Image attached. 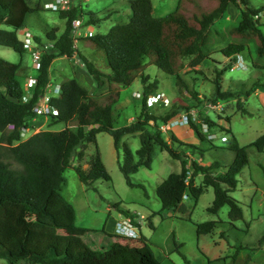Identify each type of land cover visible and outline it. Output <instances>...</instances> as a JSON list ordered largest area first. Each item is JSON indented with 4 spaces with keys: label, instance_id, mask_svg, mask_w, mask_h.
<instances>
[{
    "label": "trees",
    "instance_id": "trees-1",
    "mask_svg": "<svg viewBox=\"0 0 264 264\" xmlns=\"http://www.w3.org/2000/svg\"><path fill=\"white\" fill-rule=\"evenodd\" d=\"M239 1L245 7L240 11L238 24L218 30L213 27L215 21L223 15L228 4L236 5L238 0H218L211 9L202 5L200 15H189L178 7L162 17L153 15L152 0H129L131 14L127 22L114 24L105 33L81 37L95 60L102 58L108 72L100 70L93 59L74 49L72 25L73 20L82 18L83 24L95 26L105 19L106 14L97 17L96 12L75 1L69 10L58 12L65 20L63 31L58 33V28L46 31L50 48H44L40 37L30 33L32 44L41 46L42 51L38 65H32L36 70L31 77L35 83L29 86L27 96L25 82L29 79V67L0 57V260L5 264H162L141 233L137 238H130L108 232L104 227L91 228L85 230L82 237L60 239L58 249L54 246L56 228L75 227L74 207L61 193L65 169L74 166L77 177L88 187L98 179L111 181L97 147L96 134L99 132L112 136L116 150L120 149L122 137H139L140 146L135 153L127 144H122V155L118 159L119 169L130 187L142 186L134 183L131 176L140 167L151 168L154 146L180 162V171L170 173L155 189L161 215L166 211L186 210L184 196L189 195L196 201L208 187H212L214 198L207 207L208 212L218 214L223 206H227L229 220L243 219L240 202L229 193L237 186L238 173L248 164V150L264 151V133L245 146H240L232 135L227 148L234 152V158L225 171L215 174L220 168L219 162L203 165L190 159L176 147L200 149L183 142L172 129L168 130L169 140L165 139L161 128L182 114L190 117L192 109L204 101L197 92L190 90L197 101L195 105L176 102L164 105V98L159 97L165 107L156 111L149 103L156 95L160 81L156 77L151 80L145 73L149 65H155L187 87L179 74L185 61L194 67L211 54L219 53L226 62L219 70L215 67V91L208 102L216 104L219 100L236 98L243 112L240 94L246 96L251 91L243 89L244 84L240 86L243 91H222L221 79L236 64L238 55L252 44L251 65L262 72L261 79L254 80L252 85L256 89L264 88V23L260 19L264 7L251 8L245 0ZM38 9L31 7L27 0H0V26L9 27L0 28V45L11 48L22 57L26 53L24 42L17 33L24 29L26 16ZM224 42L226 44L217 51L214 49ZM75 53L95 88L100 90L107 85V92L90 93L72 76L63 77L57 84L50 83L52 62L63 56L71 58ZM136 78L142 86L140 113L135 120L118 127L113 105L119 99L120 88L130 86ZM48 86L58 87L50 102L57 114L38 115L34 107ZM37 117L47 118L48 127L57 124L63 127L57 130L46 128L23 139L22 133ZM202 123L207 125L208 132L202 130ZM213 124L208 117L188 123L201 141H207V134L217 132L216 128L220 132H230L229 128ZM91 145L95 153L88 159L87 149ZM199 175L203 179L197 184L195 179ZM119 203L114 204L118 211L140 227L135 213L120 209ZM221 221L195 223L196 234L212 233Z\"/></svg>",
    "mask_w": 264,
    "mask_h": 264
},
{
    "label": "rangeland",
    "instance_id": "rangeland-1",
    "mask_svg": "<svg viewBox=\"0 0 264 264\" xmlns=\"http://www.w3.org/2000/svg\"><path fill=\"white\" fill-rule=\"evenodd\" d=\"M75 1L88 10H95L93 12H96L97 17L106 14L105 19H101L99 24L90 25L93 33H105L112 25L127 22L131 14L129 0ZM27 2L31 7H39V9L26 16L25 27L18 31V38L25 41V33H31L34 37H40L42 44H45L44 48H50L51 44L45 38L46 31L58 28V33L62 32L65 28V20L59 17L58 12L46 10L43 7L44 0H27ZM245 2L251 8L264 7V0H245ZM217 3L218 0H152L153 15L162 17L178 7L189 15H200L203 11L202 5L211 9ZM244 7L245 5L239 0L236 5L228 4L213 27L224 30L229 26L237 25L240 11ZM260 19L264 23V9L260 13ZM0 28L9 27L0 26ZM88 28L89 26L83 24L80 27L81 33L73 34L74 49L83 53L85 57L93 59L100 70L108 72L102 58L95 60L92 51L81 41ZM262 30L264 31V27ZM226 42L217 44L214 49L217 51ZM32 50L38 51L40 55L42 47L33 44ZM25 52L20 57L11 48L0 45V57L9 62H21L28 66L30 70L28 77L31 78L36 72L32 67L33 55L30 51ZM252 57L253 46L249 44L238 55L236 64L224 73L221 79L222 91H243V89L251 91L246 96L245 93L240 94L243 112L236 98L219 100L216 104L208 102L215 91L213 82L216 75L215 67L219 70L226 62L219 53L211 54L209 58L194 67L189 66L188 60L185 61V66L179 74L187 87L177 83L174 76L165 74L155 65H149L145 69L151 80L156 77L160 81L156 95L150 98L149 104L154 110L161 111L165 107L160 103L159 95L167 97L165 101L167 105L171 102L195 105L197 101L190 91L193 90L204 101L202 105L192 109L194 120L208 117L213 121L214 126L229 128L230 132L227 133L220 132L219 128H216L217 132H213L214 137L206 138L207 141H201L189 125L177 124L171 128L183 142L196 145L200 149L198 151L186 146L176 147L184 151L190 159L200 161L203 165H209L212 161L220 163V168L215 170V174L225 171L234 158V152L227 148L232 135L240 146H245L264 133V88L256 89L252 85L254 80L260 78L262 72L252 67ZM211 58L220 63H213ZM83 67L76 53L71 58L59 57L50 66V83L55 84L65 76H72L90 93L107 92V85L100 90L95 88ZM28 83L27 79L26 96L30 93ZM241 84L245 85L243 89L240 88ZM141 87L139 79L136 78L130 86L120 88L119 99L113 105L118 121L116 126L130 123L140 113ZM30 124L29 130L27 128L22 133L23 139L46 128L57 130L63 127L61 124L48 127V119L45 117H37ZM162 130L165 139L169 140L168 128L162 127ZM96 142L111 181L98 179L88 187L79 180L74 166L65 169L61 193L74 207L76 220L74 228H56L54 243L56 249L61 245L60 239L82 237L87 229H98L104 225L108 231H112L115 226L114 220L124 219L114 206L119 201L120 209L137 212L143 216L139 223L141 225L139 232L146 238L150 250L162 264H264V240L261 241L264 235V151L258 152L254 148L248 150V164L238 173L237 186L229 193L240 202L243 219L231 221L227 217V206H223L218 214L208 212L207 207L214 198L212 187H208L196 201L190 200L189 195L183 197V202L187 203L186 210L166 211L161 215L159 213L161 204L156 197L155 189L170 173L180 171V162L173 159L167 151L154 146L151 168L140 167L131 176L134 183L142 186L130 187L119 169L118 159L122 155V144H127L135 153L140 146L139 137L137 135L122 137L119 150L115 149L112 136L107 132L97 133ZM94 153L95 148L91 145L87 149V158L89 159ZM12 164L18 167L16 163ZM202 179L203 177L199 175L195 182L200 184ZM207 220L222 221L212 233L197 235L195 223ZM0 263L5 264L2 260Z\"/></svg>",
    "mask_w": 264,
    "mask_h": 264
},
{
    "label": "built area",
    "instance_id": "built-area-1",
    "mask_svg": "<svg viewBox=\"0 0 264 264\" xmlns=\"http://www.w3.org/2000/svg\"><path fill=\"white\" fill-rule=\"evenodd\" d=\"M75 2V0H44L43 2V7L46 10L49 11H53V12H60V11H66L69 10L73 3ZM84 21L82 20V18H78L73 20L72 25H73V34L75 33H81L80 32V27L83 25ZM89 26L88 30H86V34H91L93 32V29L90 27V25H87V27ZM26 34V39L25 41L22 40L24 42V50L25 51H30L33 55V61H32V65L33 66H37L38 65V59H39V52L38 51H33L32 50V41H31V36L28 33ZM84 35V36H85ZM29 45L31 46L29 48ZM29 83L27 84L28 86H33L35 83V80L33 78H29ZM49 88V89H48ZM47 91L42 95V97L38 100L37 105L34 107V111L38 114V115H45L47 116L48 114H53L56 115L57 114V110L55 108H53L50 104L51 100H52V96H53V92H56L58 90V87H53V86H48ZM167 100V98L164 99V104L167 105L165 103V101ZM189 122L192 123H196L197 121L194 120V116L191 115L190 117H188L186 114H182L179 117L172 119L170 122H168L167 124H165V126H161L162 127H166V128H171L173 127V125H177V124H185L188 125ZM202 126V130L204 132H208L207 130V125L205 123L201 124ZM23 135V134H22ZM208 139H212L214 137L213 133H208L207 134ZM186 196H184L185 198ZM135 220L137 221V223H140V221L143 219L142 215H139V213H135ZM115 233L120 235V236H124V237H130V238H137L139 236V232H138V228L137 226L133 223L132 219L129 217H124V219L122 221H116L115 222Z\"/></svg>",
    "mask_w": 264,
    "mask_h": 264
},
{
    "label": "crops",
    "instance_id": "crops-1",
    "mask_svg": "<svg viewBox=\"0 0 264 264\" xmlns=\"http://www.w3.org/2000/svg\"><path fill=\"white\" fill-rule=\"evenodd\" d=\"M92 11H95V10H92ZM97 11V10H96ZM108 14V13H107ZM94 32V31H93ZM92 32V33H93ZM91 33V34H92ZM23 40V39H22ZM29 70V69H28ZM55 84H57V83H55ZM173 130V129H172ZM175 133V132H174ZM190 200H192V198L190 199ZM185 203V202H184ZM185 204H187V203H185ZM118 214H121L120 212L118 213ZM122 215V214H121ZM123 216V215H122ZM115 221H117L116 219L114 220V224H115ZM141 226V225H140ZM102 227H104L106 230H107V228L103 225ZM141 228V227H140ZM108 231V230H107ZM108 232H112V233H115V226H113V230L112 231H108Z\"/></svg>",
    "mask_w": 264,
    "mask_h": 264
},
{
    "label": "clouds",
    "instance_id": "clouds-1",
    "mask_svg": "<svg viewBox=\"0 0 264 264\" xmlns=\"http://www.w3.org/2000/svg\"><path fill=\"white\" fill-rule=\"evenodd\" d=\"M159 97H163L164 99L167 98V97H164L163 95H159ZM159 97H158V98H159ZM164 99H163V101H164ZM164 105H165V104H164ZM171 128H173V127H171ZM171 128H170V129H171ZM168 130H169V129H168ZM123 217H124V216H123ZM139 225H140V224H139ZM137 228H138V232H139V227H137ZM115 234H116V233H115ZM139 234H140V232H139Z\"/></svg>",
    "mask_w": 264,
    "mask_h": 264
}]
</instances>
